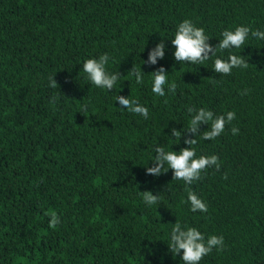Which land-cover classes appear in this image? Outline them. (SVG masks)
<instances>
[{"label":"trees","instance_id":"obj_1","mask_svg":"<svg viewBox=\"0 0 264 264\" xmlns=\"http://www.w3.org/2000/svg\"><path fill=\"white\" fill-rule=\"evenodd\" d=\"M185 19L215 46L226 29L264 31V0H0V264H183L167 245L177 220L223 236V251L199 264H264V40L232 49L249 66L219 75L216 57L175 61L171 39ZM162 39L164 58L143 63ZM104 53L106 70L121 74L111 91L82 70ZM161 66L175 95L168 84L164 97L151 90ZM117 95L139 101L148 118L121 109ZM187 107L236 114L215 140L197 136L192 146L221 163L192 185L207 213L189 210L171 169L146 175L155 146L187 147L170 136L188 126ZM144 191L159 203L146 205Z\"/></svg>","mask_w":264,"mask_h":264},{"label":"clouds","instance_id":"obj_2","mask_svg":"<svg viewBox=\"0 0 264 264\" xmlns=\"http://www.w3.org/2000/svg\"><path fill=\"white\" fill-rule=\"evenodd\" d=\"M221 39L215 46L209 43L211 39L205 34L202 27H197L191 20H183L176 29L174 38L171 39V44L175 48L173 53L174 59L177 63H190L203 65L209 59L216 57L213 62L212 70L219 75H231L232 70L247 69L249 63L241 55L232 54V49H240L247 44L249 38L256 40H264V31L252 29L248 26L240 25L234 30H224L221 33ZM166 45L162 39L156 44L154 48L149 51L147 61L143 63L147 65H156L157 60L163 59L165 56ZM229 52L227 60L218 56V53ZM110 57L107 53L99 56V58L86 59L82 64V70L86 74V78L92 85L97 88L111 91L119 78L120 72L109 73L106 70ZM131 75L135 76L136 83L142 84V70L137 71L133 67L130 71ZM144 73V72H143ZM152 92L156 96L164 97L166 95L165 85L168 84L167 72L163 66L152 72ZM215 82V81H214ZM49 86L51 88L59 87L55 76L50 78ZM177 85L175 82L168 84L167 91L173 95L176 94ZM245 90L241 95L247 94ZM56 97L52 98L54 102ZM115 101L119 102L121 109H127L128 112L138 114L144 119L149 116L147 107L142 106L137 100H130L128 97L117 95ZM187 111L191 114L188 126L180 130L176 128L171 129L170 136L181 140L184 137L183 143L187 147L181 148L177 151H166L163 146L157 145L154 147V157L151 161L152 167H145L146 175L154 177L166 173L169 169L173 172L172 180H181L186 185L187 199L183 201L189 205V210L193 213L199 211L200 213H207V204L192 190V185L201 181L209 168L220 170L221 163L216 155H201L196 156L195 148L192 147L197 141V136L205 141H212L219 137L225 130L227 124L235 119V112L228 111L226 114L216 115L210 109L187 107ZM207 125V129L201 132L200 126ZM233 135H237L239 129L231 128ZM190 134V135H189ZM194 137V138H192ZM167 167V171H165ZM227 179V174L224 175ZM143 202L151 206L159 203L157 195H153L151 191L141 192ZM61 223L58 215L52 214L49 219V227L55 228ZM169 252L175 256L181 254V261L183 264H199V262L213 249L217 252L224 249L223 236L210 235L205 238V235L195 227L182 225L178 220L173 224L170 232V240L167 243Z\"/></svg>","mask_w":264,"mask_h":264}]
</instances>
